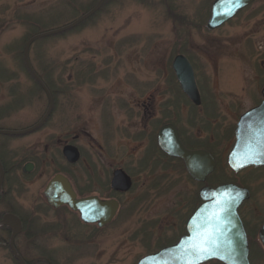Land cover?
Listing matches in <instances>:
<instances>
[{"label": "rangeland", "instance_id": "rangeland-1", "mask_svg": "<svg viewBox=\"0 0 264 264\" xmlns=\"http://www.w3.org/2000/svg\"><path fill=\"white\" fill-rule=\"evenodd\" d=\"M97 1L0 0V126L34 122L47 107L46 95L23 67L27 39L72 22ZM212 1L106 0L80 26L31 44L29 60L54 97L53 111L39 131L22 140L0 135L16 156L22 145L25 155L40 152L36 169L11 197L26 222L14 245L25 260L136 264L177 239L205 183L192 180L178 160L158 151L155 135L168 121L197 142L210 141L213 127L215 151L224 150L217 157L216 177L248 182L256 187L251 203L259 202L262 186L255 183L264 182V169L233 174L226 165L231 141L220 128L232 129L264 85V0L209 30ZM178 53L192 63L200 95L207 100L204 112L192 110L182 97L171 68ZM12 91L19 96L5 111ZM74 134H81L73 143L101 178L116 167L132 178V188L116 195V216L102 228L83 224L66 206L49 207L42 196L54 173L67 166L56 151ZM87 165L68 169L82 189ZM92 186L93 193L108 196L96 182ZM7 240L0 232V264H16Z\"/></svg>", "mask_w": 264, "mask_h": 264}, {"label": "water", "instance_id": "water-1", "mask_svg": "<svg viewBox=\"0 0 264 264\" xmlns=\"http://www.w3.org/2000/svg\"><path fill=\"white\" fill-rule=\"evenodd\" d=\"M253 1L213 0L206 27L208 29L217 28ZM104 2L105 0H98L90 10L72 22L37 33L26 41L23 58L27 68L45 92L48 106L34 126L23 131L2 130L1 133L20 134L33 130L48 118L53 107V99L49 90L29 63L30 45L37 39L74 28L94 14ZM172 69L181 90L195 105H198L200 103L199 91L188 59L182 54H177L172 60ZM261 93L262 102L243 113L237 121L236 142L228 154V164L234 171L250 165H264V87L261 89ZM156 138L160 150L170 157L180 158L187 173L194 180L203 182L207 175L214 170L215 161L211 154L204 149H187L182 144L177 128L173 124H163L159 128ZM63 154L69 162H75L79 157L77 148L73 146H65ZM25 170L29 171L30 168L26 167ZM0 172L1 182V167ZM131 185V178L123 169L117 168L113 171L110 182L113 191L126 192L131 188ZM43 195L50 207L56 209L66 205L72 211L78 212L83 223L96 224L98 227H103L111 222L119 208V202L114 198L104 199L97 195L78 198L71 184L62 174H55L51 178L44 188ZM248 195L247 189L231 183L221 184L215 188L201 187L199 197L202 203L188 219L187 233L181 236L176 243L145 255L137 264H200L213 258L225 264H249L246 236L237 214L239 204ZM0 225L8 226L11 229L9 249L13 257L21 264H28L17 253L14 246V238L21 230V222L18 217L7 214L0 221ZM204 245L208 247L209 251L198 253L197 249Z\"/></svg>", "mask_w": 264, "mask_h": 264}, {"label": "flooded vegetation", "instance_id": "flooded-vegetation-1", "mask_svg": "<svg viewBox=\"0 0 264 264\" xmlns=\"http://www.w3.org/2000/svg\"><path fill=\"white\" fill-rule=\"evenodd\" d=\"M188 61L190 62L189 59H188ZM22 63H23V67H24L25 71L27 72L29 78L36 85L38 90H40L41 92H43L45 94V92L43 91L42 87L40 86V84L38 83L36 78L32 75V73L27 68L26 62H25L24 59H23ZM29 63L32 66L30 61H29ZM190 64L192 66L191 62H190ZM32 68H33V66H32ZM33 70L38 75V73L35 71L34 68H33ZM193 72H194V69H193ZM0 76H1L0 78H2V75H0ZM194 77H195V73H194ZM195 81H196V79H195ZM196 86H197V84H196ZM261 89H260V92H259V97L257 96L258 98L255 99L253 104L251 106H249V108H247L244 112L248 111L251 108H254V107L258 106L262 102L263 96H262V93H261ZM50 94H51L52 99H53V107H54V97H53L52 93H50ZM181 94H182V97H184V99L187 101V103L189 105H191V107H192L191 109L192 110L194 109L196 111H199L198 109L201 108V111L204 112V110H205L204 109L205 102H207V100L202 98V96L200 95V92H199L200 103L198 105H195L187 97V95L185 93L181 92ZM181 94H180V96H181ZM11 96H12L11 102L7 103V105L4 107L5 111L7 109L13 108L15 106V104H14L15 100L14 99H16L15 97L19 96V94L14 92V91H12L11 92ZM180 96L178 95L177 97H180ZM47 106H48V99H47ZM53 107H52L51 113L53 111ZM46 109H47V107H46ZM146 109L147 108L143 109L144 112L146 111ZM212 110L213 109H210V111H212ZM244 112H242L241 114H243ZM51 113H50V115H51ZM1 115H3V114H1ZM240 115L238 116L237 121H238ZM49 116H48V118H49ZM40 118L38 120H36L34 122H31V123H28L26 125L18 124V126H16V127L14 125H10V126H7V127L0 126V131H2V130L23 131L25 129H28V128L34 126L40 120ZM48 118L45 121H47ZM151 118H152L151 115H148V120H150ZM18 121H21V119H18ZM45 121L42 124H40L38 127H36L35 129H33L31 131H28V132H24V133H20V134H6V133H1L0 132V135H8L12 139H20V140H22L26 136H29V135L39 131L42 128V126L45 124ZM237 121H236V123H235V125L233 126L232 129L230 127L224 128V126H222L220 128L221 132H223V136L226 138V141L227 140L231 141V145H230L229 149L226 152V165H227V167L229 168V170L233 174L234 173H238V172H242L243 169H264V165L247 166V167H244L241 170L235 172L228 166V164H227L228 154H229V152L231 151V149L233 148V146H234V144L236 142ZM166 123H171L177 128V131H178V134H179V138H180L182 144L187 149H189V150L204 149V150L208 151L211 154V156L213 157V159L215 161V167H214L213 172L211 174L207 175V177L203 181V183H205L204 185L212 186L214 188V187H216V186H218L220 184L232 183V184L237 185L240 188L247 189L248 194H249L248 197L245 198L244 200H242L241 203L239 204L238 208H237V214H238V217L240 219V222L242 224V227H243V230H244V233H245V236H246L247 259H248L249 264H264V182L260 183V184L259 183L258 184L255 183V185H257L259 187L262 186V187H260V189L262 191L260 190L259 193L263 192V196L258 199L259 202L251 203V200L253 199V194L256 191V187L253 188L251 186V184H248V182H245V181H243L241 179L240 180H235V179L233 180L232 179L233 181L232 180L228 181V180L224 179V178H227V177H224L223 175L221 177H220V175L216 177V173H217V169H218V162H219L217 157H218V154H220L221 157H223V151L224 150L223 151H219V153H217L215 151L214 144H215V142H217V138L213 135V127H212V134L210 136V141H207V142L206 141H199V142H197L196 139H193L192 137H190L189 134H184V132H183V130L181 128L178 129V127L175 125L174 122H169L168 121V122H165L164 124H166ZM7 124H9V123H7ZM224 132H225V134H224ZM78 136H81V134H74L72 136V140L71 139L70 140H64L63 144L60 146L59 150L56 151L58 153V155L60 156V158H62V160H64L66 162L67 166L64 169H62V171L61 170L60 171H56L54 173V175L55 174H62L63 176H65L67 178V180L69 181V183L71 184V186H72L73 190L75 191L76 196L78 198L85 196V195H82V193L92 192L93 191L92 190V187H93L92 185L95 184V182H96L101 187V191H100L101 194H105V192H106L108 196L107 197H101L99 194L93 193V192L91 194H88V195H97L98 197L104 198V199L114 198V199H116L119 202L118 198H116V195L122 194V192L113 191L111 189V187H110V182H111V177H112L113 171L115 169H117V168H120V167L113 168L110 171V174L104 175V177L101 178V174H98L97 172H94L93 166L87 165V159L84 157L82 150H80L79 147H77L73 143V141L75 142L74 139L76 137H78ZM156 136H157V134L155 135V142L157 144ZM8 141L9 140H7L5 142H1L0 141V167H1V170H2V180L0 182V221L7 214H13V215L18 217V219L21 222V230L14 238V243H15L16 238L20 234L23 233V230L25 228V222H24V217L20 213L16 212L15 209H13L14 208L13 207V202H11V201H14V200L11 199L12 192L15 191V190L19 191L20 189L23 188V186L25 185V182H24L25 177H28L36 169V167L38 165V161L40 159V152H38V151H37V153L36 152H32L30 155L27 152L26 155H25L24 154L25 153V146L22 145L18 156H16L15 153L12 151V149L9 147ZM50 141H53V140L50 139ZM53 144L55 145L54 141L52 142L51 145H53ZM45 146L47 147L48 144L46 143ZM65 146H73V147L77 148V150L79 152V157H78V159L75 162H69V161L66 160V158H65V156L63 154V148ZM211 147H213V151H212ZM159 151L162 154V157L165 156L168 159L170 158L168 155L163 153L160 149H159ZM176 159H178L179 163H181V165L183 166V168L185 170V166H184L183 161L180 158H176ZM80 163H83L84 165L86 164L90 168V170H88V172H86L87 173L86 174L87 184L85 185V187L83 189L79 188V187H77V185H75L74 179H72V177L70 175V172L68 171L69 168L73 169V168H75L76 165H78ZM26 167L30 168V170L26 171L25 170ZM225 173H226V171H225ZM212 174H213V182H209L208 178ZM0 175H1V172H0ZM263 176H264V174H263ZM263 176H261V177H263ZM131 181H132V178H131ZM253 183H254V181H253ZM132 186H133V182H132L131 188H132ZM201 186H203V185H201ZM124 193H126V192H124ZM88 195L86 194V196H88ZM42 196H43V191H42ZM119 205H120V202H119ZM198 205L196 207H194V209L191 210L189 212L188 216L186 217V219L184 221V227H183L182 233L179 235V237L177 239H175V240H172V241L168 240L169 244H167L165 246H169V245H172V244L176 243L181 236H183V235H185L187 233V230H186L187 220L191 216V214L195 211V209L198 207ZM0 232H3V233H5L8 236L7 242H9L10 237H11V229L8 226L0 225ZM165 246H163V247H165ZM35 264H37V263H35ZM42 264H45V263H42ZM200 264H225V263L220 261V260H218V259H214L213 258V259H209V260H207L205 262H202Z\"/></svg>", "mask_w": 264, "mask_h": 264}, {"label": "trees", "instance_id": "trees-1", "mask_svg": "<svg viewBox=\"0 0 264 264\" xmlns=\"http://www.w3.org/2000/svg\"><path fill=\"white\" fill-rule=\"evenodd\" d=\"M79 26H80V25H79ZM46 86H47V85H46ZM47 87H48V86H47ZM48 89H49V87H48ZM155 145H157L156 142H155ZM158 151H159V149H158ZM159 152H160V151H159ZM161 155H162V154H161ZM170 159L178 160V159H176V158H171V157H170ZM208 181H209V182H213V174L208 178ZM197 199H199L198 196H197ZM24 222H25V219H24ZM25 227H26V222H25ZM14 260H15V263H16V264H21V263H19L15 258H14ZM26 262H27L28 264H32L31 262H29V261H27V260H26Z\"/></svg>", "mask_w": 264, "mask_h": 264}, {"label": "snow or ice", "instance_id": "snow-or-ice-1", "mask_svg": "<svg viewBox=\"0 0 264 264\" xmlns=\"http://www.w3.org/2000/svg\"><path fill=\"white\" fill-rule=\"evenodd\" d=\"M208 251H209V249L206 245L201 246L200 248L197 249L198 253H204V252H208Z\"/></svg>", "mask_w": 264, "mask_h": 264}]
</instances>
